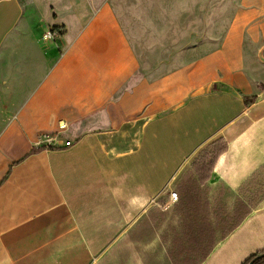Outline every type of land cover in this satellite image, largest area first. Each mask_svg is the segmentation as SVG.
Wrapping results in <instances>:
<instances>
[{"label":"crops","instance_id":"1","mask_svg":"<svg viewBox=\"0 0 264 264\" xmlns=\"http://www.w3.org/2000/svg\"><path fill=\"white\" fill-rule=\"evenodd\" d=\"M263 251L264 0H0V264Z\"/></svg>","mask_w":264,"mask_h":264},{"label":"trees","instance_id":"2","mask_svg":"<svg viewBox=\"0 0 264 264\" xmlns=\"http://www.w3.org/2000/svg\"><path fill=\"white\" fill-rule=\"evenodd\" d=\"M226 148V142L222 138H218L209 143L197 154L192 163L196 170V174H198V176H196L197 179L193 181V187H201L208 182L217 159L225 152ZM41 150L43 149H38L37 151ZM259 256L263 257L260 258ZM253 261H255L254 264H264V251L260 254L253 255L244 264H250Z\"/></svg>","mask_w":264,"mask_h":264},{"label":"built area","instance_id":"3","mask_svg":"<svg viewBox=\"0 0 264 264\" xmlns=\"http://www.w3.org/2000/svg\"><path fill=\"white\" fill-rule=\"evenodd\" d=\"M61 35V32L57 29H53L50 30L49 32H47L43 39L46 41H50V40H56L57 38H59ZM41 145V141L37 142V146ZM170 198H171V202H176L178 200V193L177 192H170ZM166 209V207H165Z\"/></svg>","mask_w":264,"mask_h":264},{"label":"water","instance_id":"4","mask_svg":"<svg viewBox=\"0 0 264 264\" xmlns=\"http://www.w3.org/2000/svg\"><path fill=\"white\" fill-rule=\"evenodd\" d=\"M259 257L261 258V257H263V256H259ZM255 261H256V260H255ZM255 261L251 262L250 264H254Z\"/></svg>","mask_w":264,"mask_h":264}]
</instances>
